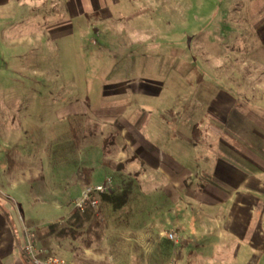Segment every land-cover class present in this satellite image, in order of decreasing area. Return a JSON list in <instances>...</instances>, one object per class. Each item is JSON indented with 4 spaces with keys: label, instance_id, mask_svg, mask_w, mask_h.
Here are the masks:
<instances>
[{
    "label": "rangeland",
    "instance_id": "374dc122",
    "mask_svg": "<svg viewBox=\"0 0 264 264\" xmlns=\"http://www.w3.org/2000/svg\"><path fill=\"white\" fill-rule=\"evenodd\" d=\"M67 5L66 24L53 14L46 29L28 20L0 28V200L14 207L18 224L23 215L37 228L39 246L51 253L80 264H118L109 261H126L128 254L107 239L112 219L129 216L134 204L151 217L169 209L156 208V189L170 193L172 176L157 173L152 152L150 174L135 188L143 194L129 192L116 211L101 200L102 238L85 248V237L66 228L74 199L89 185L83 170L90 169V184L112 178L116 187L131 189L146 169L124 173L135 159L127 141L234 134L241 112L258 120L251 106L264 108V0ZM76 9L84 14L75 15ZM243 226L251 227L245 235H254V249L244 237L245 253L236 260L223 254L222 262L264 264V220ZM163 231L171 249L160 238L149 239L146 264H188L183 239L168 223Z\"/></svg>",
    "mask_w": 264,
    "mask_h": 264
},
{
    "label": "crops",
    "instance_id": "0c3cea01",
    "mask_svg": "<svg viewBox=\"0 0 264 264\" xmlns=\"http://www.w3.org/2000/svg\"><path fill=\"white\" fill-rule=\"evenodd\" d=\"M69 11L67 0H0V28L8 30L13 24L28 20L29 25L46 29L51 25L53 14L59 17V25H63L68 23ZM74 13L77 16L84 14L77 9ZM64 32L68 33V29ZM251 109V115L258 120H246L241 112L234 134L207 135L197 140L180 135L159 142L145 138L126 142L135 159L128 163L124 173L139 172L140 167L146 169L132 182L131 189L130 184L126 186L131 195L138 196L142 192L135 191V188L145 175L150 174L147 159L152 152H157V173L164 179L171 175L173 188L170 193L162 188L156 189L159 200L156 208L159 210L169 205V209L156 211L155 217L144 211L140 214L136 204L133 205L135 210L129 209V216H114L113 232L107 239L118 244L117 247H123L128 258L138 256L127 258L128 261L110 259L109 262L146 264L147 241L152 238L164 241L163 226L167 223L183 239L182 245H187L188 264H225L220 257L223 254L234 255L236 260L245 253L244 237L254 249L251 242L254 235H245V230L251 227L243 225L264 220V210L263 216L258 210L262 203L264 206V108L259 111L252 105ZM244 123H247L245 128ZM211 143H217L218 147L209 145ZM165 144L169 146L165 147ZM137 159L143 161V165ZM7 206L0 200V264H30L23 251L24 217L20 215L22 222L18 224L13 218L14 207ZM152 224L155 225V235ZM227 236H231L232 241H227Z\"/></svg>",
    "mask_w": 264,
    "mask_h": 264
},
{
    "label": "built area",
    "instance_id": "2783aa9c",
    "mask_svg": "<svg viewBox=\"0 0 264 264\" xmlns=\"http://www.w3.org/2000/svg\"><path fill=\"white\" fill-rule=\"evenodd\" d=\"M115 183L112 178L102 183H93L86 186L81 193L74 199V208L84 212L88 208L98 210L101 205V196L112 192ZM23 230L25 236L24 254L30 264H80L74 261L62 258L51 253L49 250L39 246L38 230L33 225H28L23 221ZM171 239L175 236L170 234Z\"/></svg>",
    "mask_w": 264,
    "mask_h": 264
},
{
    "label": "trees",
    "instance_id": "16d2710c",
    "mask_svg": "<svg viewBox=\"0 0 264 264\" xmlns=\"http://www.w3.org/2000/svg\"><path fill=\"white\" fill-rule=\"evenodd\" d=\"M109 138L104 139V143L109 142ZM113 139V136H112ZM112 141V140H111ZM108 148V147H107ZM106 154H108L107 150H104ZM124 166V164H120ZM86 173L87 184L90 185L92 181V175L90 169H84ZM129 190L126 187L123 189H119L116 187L112 192L105 193L101 196V200L104 203H109L112 205L113 210H118L122 205L126 203V199L128 197ZM102 225V220L97 216V210L94 208H88L86 211L81 212L74 208L72 210L70 216L67 219V227L70 233L74 235V237H85L84 238V246L85 248H90L93 243V239L100 240L102 238V233L100 231V227ZM56 224L49 225V229L51 233ZM63 233H69L65 230H62ZM166 249L170 250L172 247V242L169 240H164Z\"/></svg>",
    "mask_w": 264,
    "mask_h": 264
}]
</instances>
